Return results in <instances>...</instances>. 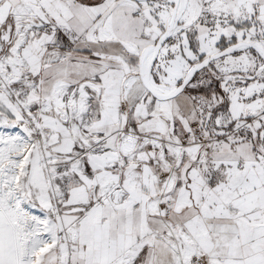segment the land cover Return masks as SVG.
Masks as SVG:
<instances>
[{"label": "snow or ice", "instance_id": "snow-or-ice-1", "mask_svg": "<svg viewBox=\"0 0 264 264\" xmlns=\"http://www.w3.org/2000/svg\"><path fill=\"white\" fill-rule=\"evenodd\" d=\"M0 264H264V0H0Z\"/></svg>", "mask_w": 264, "mask_h": 264}]
</instances>
